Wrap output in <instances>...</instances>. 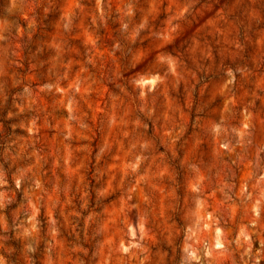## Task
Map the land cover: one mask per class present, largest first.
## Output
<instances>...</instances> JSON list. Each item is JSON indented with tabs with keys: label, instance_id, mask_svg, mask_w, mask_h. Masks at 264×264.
Wrapping results in <instances>:
<instances>
[{
	"label": "rangeland",
	"instance_id": "1",
	"mask_svg": "<svg viewBox=\"0 0 264 264\" xmlns=\"http://www.w3.org/2000/svg\"><path fill=\"white\" fill-rule=\"evenodd\" d=\"M0 264H264V0H0Z\"/></svg>",
	"mask_w": 264,
	"mask_h": 264
},
{
	"label": "trees",
	"instance_id": "2",
	"mask_svg": "<svg viewBox=\"0 0 264 264\" xmlns=\"http://www.w3.org/2000/svg\"><path fill=\"white\" fill-rule=\"evenodd\" d=\"M4 122L5 123H8V121H6V120H4ZM15 246H16V248H18V246L16 245V243H15ZM13 258H15V257H13Z\"/></svg>",
	"mask_w": 264,
	"mask_h": 264
}]
</instances>
